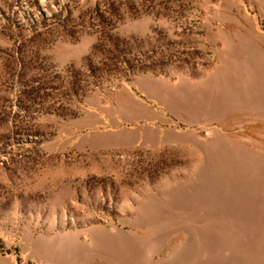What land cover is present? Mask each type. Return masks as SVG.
<instances>
[{
  "label": "rangeland",
  "instance_id": "1",
  "mask_svg": "<svg viewBox=\"0 0 264 264\" xmlns=\"http://www.w3.org/2000/svg\"><path fill=\"white\" fill-rule=\"evenodd\" d=\"M0 264H264V0H0Z\"/></svg>",
  "mask_w": 264,
  "mask_h": 264
}]
</instances>
